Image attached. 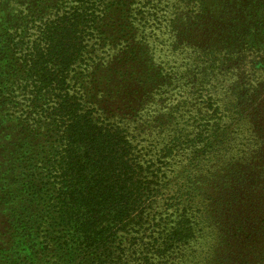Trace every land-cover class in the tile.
<instances>
[{
    "label": "trees",
    "instance_id": "16d2710c",
    "mask_svg": "<svg viewBox=\"0 0 264 264\" xmlns=\"http://www.w3.org/2000/svg\"><path fill=\"white\" fill-rule=\"evenodd\" d=\"M181 1L38 0L2 25L7 165L0 177V264H195L196 249L189 247L193 205L165 197V165L183 145L218 131V108L209 102L189 141L174 115L148 117L146 102L170 79L178 89L166 92L181 94L180 74L190 71L201 74L195 89L211 101L219 90L209 80L211 69L236 81L245 55L256 58L252 52L263 47L259 40L241 43L228 57L225 45L213 43L221 40L216 34L226 6L220 4L194 17L198 34L213 46H192L190 33L178 31L180 19L174 15L169 22ZM253 4L234 6L231 15L242 12L246 29L231 26L223 36L241 31L257 39L264 12L255 19ZM194 6L202 8L199 0H185L186 11ZM165 47L172 56L159 61L157 52ZM216 47L222 48L218 55ZM184 51L193 56L186 70L178 62ZM234 86L242 103L257 89L249 85L244 93ZM149 120H158L165 132H152ZM237 193L231 190L232 199ZM241 249L238 242L229 251L247 264ZM206 252L217 261L225 253L215 247Z\"/></svg>",
    "mask_w": 264,
    "mask_h": 264
},
{
    "label": "rangeland",
    "instance_id": "374dc122",
    "mask_svg": "<svg viewBox=\"0 0 264 264\" xmlns=\"http://www.w3.org/2000/svg\"><path fill=\"white\" fill-rule=\"evenodd\" d=\"M33 2L38 0H0V30L16 13L14 12L16 9L31 5ZM199 2L202 8L197 9L194 6L188 11L185 0L177 2L174 7L172 6L175 13L169 17L170 23L173 22L171 20H174L172 18L174 15L177 21L180 19L178 31H182L183 34L190 33L189 41L192 46L194 44L200 47L213 46L198 34L194 26V17L205 10H213L211 8H217L220 4L226 6L222 26L217 29L216 34L221 40L214 38L212 42L225 45L229 50L228 57L235 55V47L238 50V46H242L241 43L246 47L251 42L259 40L263 49L252 52L257 54L256 58H248V54L245 55L242 62L247 64L239 70L236 81L232 74L229 76L224 74V71L220 73L212 68L209 80L213 82L212 85L219 87V90L218 93L211 92L213 96L211 101L196 91L194 83L200 81L201 74L191 71L180 74L179 82L183 89L178 96L166 92L167 89H170L169 91L172 88L178 89L173 85L176 83L175 80L170 79L172 81L170 84L163 83L161 89L163 93L148 99L146 102L149 105L148 117L174 115L173 121L178 122V126L183 129L189 141L195 138L201 129L198 127L200 116H204V112L210 110L209 102L212 103V107L218 108L215 115V119L219 121L218 131L208 137L201 136L205 138L196 140L193 146L183 145L184 150L178 153L175 160H170L171 164L165 165L167 177L164 195L168 199L175 195L181 201L190 199L192 202L193 210L189 212L194 211L196 215L192 217L195 237L190 241L189 247L191 253L196 249L195 264H216L215 262L241 264L239 262L242 259L234 257L229 251L232 245L238 242H242L241 253L246 257L243 260H247V264H264V24L255 32L258 34L255 41L241 31L223 36L224 33L230 32L231 26L240 24L238 26L243 31L246 29L245 19H241L242 12L241 17H234L237 14L231 15L234 6L241 7L244 2H254L252 13L256 19L258 12H264V0H199ZM243 12H246V9H243ZM196 20L202 22L198 18ZM248 21L253 25V19ZM257 27L251 26V29L256 30ZM222 40L224 42H221ZM221 50V47H216L213 54L218 55ZM182 53L178 62L183 63L182 68L186 70L193 56L190 58L189 53L187 55L185 51ZM157 54L159 61L172 56L167 47ZM154 67L155 65L152 68ZM244 74L247 75L246 78ZM134 76L135 81H139V77ZM234 82V88L238 90L244 87V93L246 86L249 85L257 89H250L252 95L242 103L243 100L235 98V93L231 91ZM234 102L238 103L239 107L234 108L231 105ZM1 114L0 110V177L7 165L5 157L7 140ZM165 121L168 119L164 118L162 122ZM158 123V120H149L151 131H158V134L162 135L165 131L158 130ZM233 189L238 190L235 200L230 196ZM228 202L230 203L227 204ZM231 203L233 209L228 208ZM214 247L225 252L218 261L217 258L207 256L206 250ZM253 254L257 257H253Z\"/></svg>",
    "mask_w": 264,
    "mask_h": 264
}]
</instances>
